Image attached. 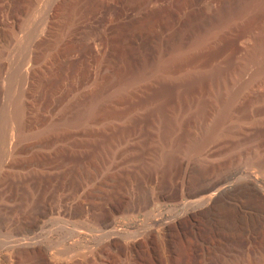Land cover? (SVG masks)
<instances>
[{
	"label": "bare ground",
	"instance_id": "obj_1",
	"mask_svg": "<svg viewBox=\"0 0 264 264\" xmlns=\"http://www.w3.org/2000/svg\"><path fill=\"white\" fill-rule=\"evenodd\" d=\"M66 1L37 8L34 30L1 85L0 264H113L122 232L103 214L131 217L149 202L164 204L165 178H177L184 189L196 170V180L212 181L174 203L180 213L157 231L160 236L182 219L205 216L233 197L240 200L244 187L264 179V56L253 55L259 65L248 79L250 61L243 57L187 70L176 81L195 82L194 92L179 86L174 96L154 100L145 111L130 104L135 94L127 85L109 92L108 84L119 78L112 68L86 88L44 91L40 97L42 88L30 89L32 74L45 61L37 49ZM146 113L155 139L145 156ZM62 155L69 156L68 166L55 162ZM140 233L124 245L128 256L120 264H140L133 255L151 252L155 231ZM231 250L242 257L237 264H259L248 243Z\"/></svg>",
	"mask_w": 264,
	"mask_h": 264
},
{
	"label": "rangeland",
	"instance_id": "obj_2",
	"mask_svg": "<svg viewBox=\"0 0 264 264\" xmlns=\"http://www.w3.org/2000/svg\"><path fill=\"white\" fill-rule=\"evenodd\" d=\"M47 1L0 0V67L4 66L0 90L5 87V80L7 84V73L14 69L15 52L25 47L27 36L34 30L35 14L40 16ZM77 1L67 0L55 10L44 41L37 49L45 61L32 74L30 89L32 93L43 89L40 97L44 91L53 95L65 93L72 86L86 88L112 68L119 78L108 84L109 92L127 85L135 94L130 104L145 111L154 100L174 96L179 86L194 92L195 82L179 85L176 81L187 70L221 60L230 65L243 57L250 61L248 79L259 65L255 58L264 56V0ZM11 84L14 85V79ZM4 101L0 97V103ZM146 114L142 134L145 156L155 139L152 125H148L151 117ZM69 159L68 155H62L55 162L65 167ZM191 177L195 180L184 189L176 185L177 178H165L164 204L149 202L142 212L131 217L103 214L105 222L115 223L122 232L121 243L114 249L117 264L128 256L126 243L147 228L155 231L153 247L146 256L145 249L141 255H133L140 264H237L242 257L232 252L231 247L239 242L248 243L251 257L264 264V179L253 187H244L240 200L233 197L206 217L182 219L174 230L171 227L163 236L157 233L180 213L173 209L175 202H180L185 194L200 192L212 181L196 180V170Z\"/></svg>",
	"mask_w": 264,
	"mask_h": 264
}]
</instances>
